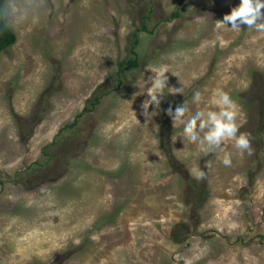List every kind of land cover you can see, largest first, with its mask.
<instances>
[{"label":"rangeland","instance_id":"1","mask_svg":"<svg viewBox=\"0 0 264 264\" xmlns=\"http://www.w3.org/2000/svg\"><path fill=\"white\" fill-rule=\"evenodd\" d=\"M239 2L6 1L17 40L0 53V264H264V133L261 143L260 102L244 98L253 74L264 84V32L217 27ZM145 24L140 68H123L117 87L118 65ZM162 64L178 91L165 89L143 115L155 75L147 68ZM197 87L202 104L192 98ZM216 89L236 102L239 131L251 141V155L222 144L231 167L221 151L205 155L177 117L164 124L180 99L185 114L218 111ZM203 182L200 203L193 186Z\"/></svg>","mask_w":264,"mask_h":264},{"label":"clouds","instance_id":"2","mask_svg":"<svg viewBox=\"0 0 264 264\" xmlns=\"http://www.w3.org/2000/svg\"><path fill=\"white\" fill-rule=\"evenodd\" d=\"M264 0H240L239 5L225 15L222 20L217 21V27L232 32H240L241 25H246L250 30L264 32ZM178 54L173 55V59ZM148 72L154 73L149 78L151 87L148 88V99L142 104L143 115L148 114L149 106L159 107L165 89L168 94H174L178 91L176 87H167V76L169 65H153L147 68ZM145 83V82H144ZM184 86L183 84H179ZM193 100L196 104L204 103V97L201 90L197 87L193 89ZM213 103L218 106V111L194 110L187 112L189 104L186 99L175 101L167 110L166 114L177 117L182 122L183 134L193 143L200 146V150L205 154L214 151L224 153L222 164L225 167L232 166V154L222 148L225 141H234V148L240 153L247 152L251 155V141L246 133H240V124L237 123L238 111L237 104L231 95L222 90L216 89ZM183 113V115H182ZM195 179L205 178V172L195 167L192 170Z\"/></svg>","mask_w":264,"mask_h":264},{"label":"trees","instance_id":"3","mask_svg":"<svg viewBox=\"0 0 264 264\" xmlns=\"http://www.w3.org/2000/svg\"><path fill=\"white\" fill-rule=\"evenodd\" d=\"M7 0H0V53L6 52L8 49H10L17 40V36L15 34V32L12 30V28L7 24L6 20H5V15H4V4L6 3ZM152 12V10L150 9L148 14H150ZM173 16H179V13H175ZM145 20L149 19V16H146L144 18ZM139 32H148L146 24L143 25L142 29H138L133 33V42H131V58L127 61L121 62L118 65V69H119V73H117V79H118V86L122 85V81L120 79V74H121V70L123 68L129 67V68H134V69H139L140 68V60L137 54V47L139 45V36L138 33ZM261 74V73H260ZM254 75V79H253V84L251 85L249 91H247L244 94V98H246V101H248L249 99L253 100V101H258L260 102V108L257 111V116H258V127L256 129L255 135L257 138H259L261 140L262 143V134L264 133V93L261 94L260 93V89H262V86H264L263 84V80H261V75L259 74H253ZM112 92V89H106L105 92H103L102 94H97L92 102L87 103L85 105V107L83 108L82 112L80 114H78L75 119L73 120L72 123H70L69 125L64 126L63 128L60 129L58 136L63 135V133H65L66 131L72 130L74 129L77 125L79 120L86 114L92 113L95 108L100 105L101 100L109 95ZM166 119H165V126H168L169 123V119L170 116L166 114ZM35 124L33 123L32 126L30 127V129L32 130L33 126ZM52 146H56L58 145V143L56 141H53L51 143ZM48 149V148H47ZM47 149L43 150V154L47 157H49L50 155H48L47 153ZM51 157V156H50ZM52 158V157H51ZM61 156L59 155V153L55 156L56 160H60ZM64 162H66L65 158H64ZM35 165L40 166L42 164L40 163H35ZM44 165V164H43ZM186 180H189L187 176H185ZM192 185H194V183H192ZM206 184L203 182L202 184V190H198L196 186H193L198 200L200 203L204 196H206L207 191L205 189ZM198 208H201V204L198 205ZM64 257V255L62 256V258Z\"/></svg>","mask_w":264,"mask_h":264}]
</instances>
